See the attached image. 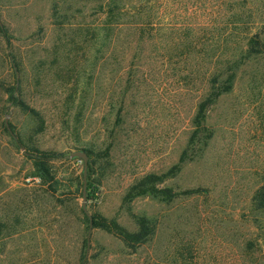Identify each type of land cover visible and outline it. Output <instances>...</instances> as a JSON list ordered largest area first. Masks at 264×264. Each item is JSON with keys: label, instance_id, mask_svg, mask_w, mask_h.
Masks as SVG:
<instances>
[{"label": "rangeland", "instance_id": "374dc122", "mask_svg": "<svg viewBox=\"0 0 264 264\" xmlns=\"http://www.w3.org/2000/svg\"><path fill=\"white\" fill-rule=\"evenodd\" d=\"M0 21V264H264V0H0ZM15 84L39 117L11 101ZM80 149L93 221L136 231L132 214L146 216L145 243L93 222L87 250ZM38 151L59 156L51 185ZM184 153L163 184L177 197L123 203Z\"/></svg>", "mask_w": 264, "mask_h": 264}, {"label": "trees", "instance_id": "16d2710c", "mask_svg": "<svg viewBox=\"0 0 264 264\" xmlns=\"http://www.w3.org/2000/svg\"><path fill=\"white\" fill-rule=\"evenodd\" d=\"M113 11V9L111 10ZM260 40L255 37L251 38V48L250 51L255 53H260L262 50L259 47ZM251 53V52H250ZM235 75L233 78L229 79V85L226 90H229L234 84ZM18 86L15 84L10 87L8 90L10 93L11 101L21 106L24 110L29 111L35 116H40V114L34 108L30 107L24 100H22L17 94ZM223 93L221 90H214L206 99L200 102L197 113L194 118L195 132L194 138L197 137L205 129V121L207 117V112L210 106L216 101V99ZM111 146H108L104 151V155L108 156ZM87 153H93V150L84 149ZM184 153L179 161L170 167L166 172L158 173H148L141 178L135 180L127 189L123 203L130 204L137 197L144 195H152L154 197H159L165 201H171L179 195V192H176L172 187L163 185L168 179H171L179 174L182 170L183 164L186 162L187 157ZM54 153H48L44 151H38L34 154V165L36 167L37 175L41 177L44 183L53 184L55 181V175L52 172L50 161L58 158ZM93 168V164L88 167V196L91 198L97 189V186L89 180V173ZM184 193H189L184 192ZM85 212V211H84ZM86 213V212H85ZM134 219L138 224V229L136 231L129 230L127 227L122 225L116 218L109 219L106 216L98 215L94 218V224L103 228L104 230L113 233L122 239L128 247L136 248L137 246L145 243L149 237L155 231V225L148 219L146 216H139L132 214ZM93 217V216H92ZM85 245L88 250V240H85ZM86 255L82 258V264H86Z\"/></svg>", "mask_w": 264, "mask_h": 264}, {"label": "water", "instance_id": "95a60500", "mask_svg": "<svg viewBox=\"0 0 264 264\" xmlns=\"http://www.w3.org/2000/svg\"><path fill=\"white\" fill-rule=\"evenodd\" d=\"M0 24H1V21H0ZM6 123H7V127L8 129L11 131L10 129V126H9V123H8V118L6 120ZM12 132V131H11ZM13 136L16 138L17 140V137L14 135V133H12ZM18 144H20V142L17 140ZM21 148L22 150H25V147L21 145ZM70 157L72 159H76V158H79L83 161L84 163V166H83V209L84 211L86 212V214L89 216L90 218V230H89V233H88V250L90 249V243H91V236H92V229H93V217L92 215L89 213L88 211V208H87V202H88V198H87V188H88V167H89V154L87 153L86 150L84 149H80V150H76V151H73L71 154H70Z\"/></svg>", "mask_w": 264, "mask_h": 264}]
</instances>
